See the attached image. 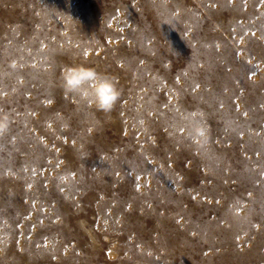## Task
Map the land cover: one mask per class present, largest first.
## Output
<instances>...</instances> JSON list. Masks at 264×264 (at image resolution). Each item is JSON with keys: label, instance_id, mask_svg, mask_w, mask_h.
I'll return each mask as SVG.
<instances>
[{"label": "rangeland", "instance_id": "374dc122", "mask_svg": "<svg viewBox=\"0 0 264 264\" xmlns=\"http://www.w3.org/2000/svg\"><path fill=\"white\" fill-rule=\"evenodd\" d=\"M0 113V264H264V0H0Z\"/></svg>", "mask_w": 264, "mask_h": 264}, {"label": "clouds", "instance_id": "9594fccd", "mask_svg": "<svg viewBox=\"0 0 264 264\" xmlns=\"http://www.w3.org/2000/svg\"><path fill=\"white\" fill-rule=\"evenodd\" d=\"M62 86L66 93L80 96L98 111L110 113L117 105L121 91L114 77L98 72L93 67L70 65L61 73ZM9 127V117L0 113V134ZM193 138L207 140V129L195 124L191 128Z\"/></svg>", "mask_w": 264, "mask_h": 264}]
</instances>
